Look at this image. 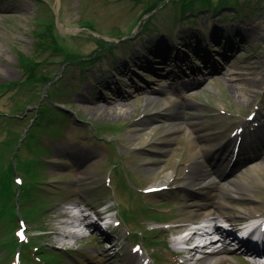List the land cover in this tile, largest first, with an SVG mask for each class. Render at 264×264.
<instances>
[{"label":"rangeland","instance_id":"374dc122","mask_svg":"<svg viewBox=\"0 0 264 264\" xmlns=\"http://www.w3.org/2000/svg\"><path fill=\"white\" fill-rule=\"evenodd\" d=\"M237 3L225 5L215 13L198 14L192 22L189 14L180 21L173 18L169 6L152 17L145 34L139 29L137 38L133 26L132 41L126 43L125 36L116 37V43L108 45L112 49L98 50L97 57L85 60L84 67H79L65 62L61 50L33 44L41 39L37 34L39 21L53 18L60 37L56 41L79 56L89 57L97 48L98 34L105 33L102 39L112 42L110 32H126L140 5L131 0H0V83L19 82L26 75L20 54L44 61V70L55 79L53 84L48 82L32 91L19 84L0 86V226L12 221L14 197L9 192L6 198L1 196L8 186L4 171L12 161L23 176L25 189L30 190L29 195L20 198L24 205L15 213L39 212L35 223L28 221L30 235L38 236L37 242L43 246L36 264H44L42 258L45 264L123 262L131 245L122 235L127 234L126 227L111 235L106 230L88 228L85 221L74 216L77 212L72 211L71 216L68 208L78 204L94 209L97 204L103 207L109 203L131 216L127 221L131 240L136 238L140 243L145 235L160 240L153 244L156 246L151 245L153 249L144 246L149 254L154 252L160 264H173L169 260L174 252L171 235L181 228L171 229L170 234L149 232L152 226H158L154 221L158 218L149 216L148 211L164 212L166 217L161 218L171 223H191L195 220L189 203L202 198L172 186L141 202L142 194L137 188L157 184L169 172L183 183L195 160V150L208 145L194 144L191 138L195 134H205L211 140L209 145L217 150L225 146L232 128L251 110L254 116L248 127L258 123L256 120L264 121V0ZM86 23L93 26L87 27ZM187 24L195 31L187 30ZM233 40L235 43L231 44ZM196 79V85H183L177 90L172 87L179 81ZM158 85L166 86L165 93L147 106V95ZM195 87L194 94L182 98ZM48 88L52 92L50 98L46 95ZM33 91L35 96L30 97ZM50 99L57 101L56 111L70 116L53 121L54 112L45 101L53 120L49 122L48 111L42 113L18 143L33 120L38 103ZM180 100L184 108L178 120L187 129L170 136L166 127L172 117L168 116L179 108ZM162 104L167 108L158 112ZM260 132L251 142L257 143L255 151L241 154L239 161H253L255 157L263 160L261 170H257L261 181L252 192L258 196L263 213L264 130ZM211 156L210 151L206 155L201 151L200 160L205 162ZM246 162L238 163L233 171ZM154 166L157 172L151 171ZM223 180L219 179V185H223ZM79 206L75 207L78 212ZM227 211L236 212L232 206ZM203 213L195 219L202 218ZM135 229L140 230L138 236L134 235ZM92 231L99 241L114 243L116 260L97 249ZM11 241L3 239L0 248ZM201 251L198 258L209 256ZM58 252L61 257L56 256ZM5 255V250L0 249V258ZM224 255L228 264H252L231 253ZM26 257L24 261L22 254L20 264H35L29 249ZM0 264L5 261L0 259Z\"/></svg>","mask_w":264,"mask_h":264},{"label":"bare ground","instance_id":"6f19581e","mask_svg":"<svg viewBox=\"0 0 264 264\" xmlns=\"http://www.w3.org/2000/svg\"><path fill=\"white\" fill-rule=\"evenodd\" d=\"M194 85L195 82L187 83L184 85ZM178 87V84L175 85ZM165 85H158L157 87H153L151 94L148 96L146 105H151L155 101L158 100L159 95L165 93ZM190 91V90H189ZM114 95H117L116 92H113ZM195 91H191L188 94L182 96L184 98L189 95L194 94ZM179 108L170 113L168 117L172 120L166 127V131L168 134H172L178 132L182 129H187L186 125L178 120L179 113H182V108H184V103L179 101ZM167 108L166 104H162L160 108H158V112H163ZM156 118V117H155ZM205 134H195L193 136L192 142L195 144L197 142H202L205 144L209 143V139L206 140ZM225 146L230 145L233 142V138H227L225 140ZM255 148V146L253 147ZM243 149H246V146H243ZM215 150L212 148V145H204L201 148L195 150V161L192 163L189 173L186 175L185 181L180 183L178 177L174 174V172L167 173L161 182L157 184H151L150 186L161 187V186H176L181 190L185 191L188 194H198L202 201L189 203V206L194 208L195 211L192 214V217L195 221L192 223H185L183 225L184 229H189L191 224H197L195 217L200 215L202 210H206L207 212L203 213L202 219L207 222L217 221L216 219L222 217L225 221H232L235 215L240 216H257L259 212V199L257 195H254L252 192L256 189V185L259 184L260 177L257 173V170H261V164L263 161H260V165H251L244 166L242 169L238 170L235 174L230 176L223 185H219V176H226L227 174L223 170V163L226 161H219V166L216 169L210 170L207 164L204 161L200 160L201 151L206 155L209 153H213ZM228 160V156H227ZM157 167H152L151 171L157 172ZM225 198V199H223ZM231 201L236 209L237 213H231L226 210V208L230 207L228 201ZM77 216L78 220L88 222V215L81 216L79 213L74 215ZM88 224V223H87ZM192 231L185 237L184 241L186 243L196 242L200 238H204L205 247H208L213 244L212 241H208V237H211L212 233L209 231H203L202 228H191ZM216 229L219 231L222 230L220 226L216 223ZM231 228L230 230H232ZM207 244V245H206ZM200 244L197 243L196 246L190 249L186 255L183 264H227V257L222 254L223 250H219L212 255L203 256L198 258L197 253L199 252ZM254 251V250H253ZM252 251V252H253ZM139 255L137 253H129L125 256L124 264H136V260L139 259ZM202 259V260H201ZM201 260V261H200Z\"/></svg>","mask_w":264,"mask_h":264},{"label":"trees","instance_id":"16d2710c","mask_svg":"<svg viewBox=\"0 0 264 264\" xmlns=\"http://www.w3.org/2000/svg\"><path fill=\"white\" fill-rule=\"evenodd\" d=\"M135 5H140L138 8L139 13L135 16L136 18L131 23V25L136 24L138 28L145 27L151 22L152 17L158 13H162L163 9L169 7L171 8L170 14H173L174 17L181 18L186 14H189L192 18L198 14L203 12H211L214 13L224 7L225 5H238L237 0H131ZM147 14L146 17L142 18L143 15ZM139 21V22H138ZM130 25V26H131ZM87 27H92V23H86ZM39 32L41 39H37L33 42V44L37 45L39 48H50L51 50H61L62 53H65V57L63 58L65 62L70 61L74 62V64L79 65L80 67L84 65V61L88 60L83 58V56H79L78 54L71 52L70 49L64 44L59 43L56 40L60 39L59 33H56L55 24L53 18H47L39 21ZM113 35L121 34L119 30L117 33H111ZM38 37V36H37ZM47 37L45 40L44 38ZM99 42V43H98ZM107 41L102 38H99L97 43L99 45L104 46ZM20 65L25 72V76L21 81H10L0 83V86H5L8 88L12 85H24L27 87V91H32V88L41 87L48 82L53 84V76L44 70L43 64L44 61L37 59L35 56L20 54L19 57ZM57 83V81H56ZM55 83V84H56ZM52 92L50 89H47V97L50 98V94ZM35 96L34 91L31 93L30 97ZM50 103V108L54 112V117H66L65 113H61L59 111L53 110L52 101H48ZM53 107V108H52ZM49 109L44 106V103L39 106L37 117L34 121V124L38 122L39 116L48 111ZM53 116V113H52ZM51 120H53L51 118ZM50 120V121H51ZM11 164L8 163L6 169L4 171V178L8 183L7 189L8 191L11 188Z\"/></svg>","mask_w":264,"mask_h":264}]
</instances>
